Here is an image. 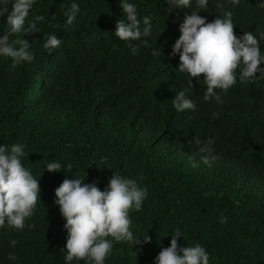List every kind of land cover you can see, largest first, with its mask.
Instances as JSON below:
<instances>
[{"label": "trees", "instance_id": "1", "mask_svg": "<svg viewBox=\"0 0 264 264\" xmlns=\"http://www.w3.org/2000/svg\"><path fill=\"white\" fill-rule=\"evenodd\" d=\"M73 2L79 12L67 25L64 13ZM128 2L141 31L143 18H150L151 34L141 41L114 35L116 21L126 20L120 0H35L24 27L36 21L40 31L10 37L26 39L34 60L13 67L11 58L0 56V145H26L22 164L41 186V202L25 228H0V264H67L66 221L55 189L79 176L103 191L114 172L148 193L142 210L130 212L140 243L114 242L104 264H155L177 230L179 245L200 244L209 264H264V76L244 83L237 78L227 93L217 90L223 104L205 101L203 76L192 78L190 87V76L177 69L179 54L171 55L179 24L192 11L207 22L231 11L235 34L252 32L264 54V0H208L206 9L196 0L186 9H173L167 0ZM9 30L7 13L0 15V35ZM49 34L61 40L51 53L43 47ZM157 49L161 54L153 55ZM184 89L195 111L173 106ZM195 138L213 140L219 159L204 164L205 154L190 144ZM50 162L63 168L49 172Z\"/></svg>", "mask_w": 264, "mask_h": 264}, {"label": "clouds", "instance_id": "2", "mask_svg": "<svg viewBox=\"0 0 264 264\" xmlns=\"http://www.w3.org/2000/svg\"><path fill=\"white\" fill-rule=\"evenodd\" d=\"M34 2L35 0H14L9 12V0H0V15L7 13V23L10 25V30L0 35V56L11 58L13 67L34 60L26 39H10L16 33L40 31L36 21L30 23L27 28L24 27ZM167 3L173 9L192 6V0H167ZM232 3L239 4V0H232ZM196 4L198 8L206 9L208 0H196ZM120 5L126 20L116 21L114 35L121 41H141L142 37L149 36L150 18H143L145 27L141 31V21L138 19L135 5L128 0H120ZM261 7H264V4ZM78 12L79 5L73 2L64 13L67 25L73 23ZM232 15L229 11L223 18L207 22L206 18L198 15L196 11H192L190 15L185 14L183 22L179 24L180 36L172 46L171 55L179 54L177 69L190 76V87L193 88L192 78L200 80L203 76L206 85L205 101L214 98L217 103L223 104L224 101L217 90L227 93L236 85L237 78L244 83L254 81L257 73L264 76V67H261L264 64V54H261L259 40L250 31L237 36ZM43 19V16L36 17V20ZM260 38L264 39V33H261ZM142 43L146 47L149 46L147 40ZM17 44L21 46L17 48ZM60 44L61 40L55 34H49L43 47L51 53ZM130 47L135 55L140 44ZM152 54H161V50H154ZM187 92L188 89L178 92L172 100L173 106L179 112L196 110V103L186 96ZM213 115L218 117L219 113ZM191 143L198 146L199 152L205 154L201 157L204 164L210 166L211 162L219 159V156L214 154L213 140L202 142L195 138ZM25 147L26 145L20 143L12 144L10 149L7 145H0V228L7 225L22 231L26 220L33 216L38 201L41 202L39 180L22 164ZM97 166L100 167L98 164ZM192 167L198 165L193 162ZM62 168L59 162H50L46 167L49 172H57ZM66 169L71 172L72 165H67ZM84 179L85 177L79 176L77 179L65 178L55 189V202L66 221L63 225L67 230L64 259L67 264L81 260L87 261L88 264H104L112 252L114 242L133 245L140 243L131 230L130 212L142 210L148 189L140 187L135 179L116 172L103 191L97 186V182L84 183ZM221 222L226 223L227 217L222 215ZM180 236L181 233L177 230L172 235L170 246L163 247L155 257V264H209L210 255L203 246L196 244L181 247L178 243ZM150 239L148 235L144 236V242H150ZM16 243L15 240L11 241L13 246ZM8 258L16 259L13 253H9Z\"/></svg>", "mask_w": 264, "mask_h": 264}]
</instances>
